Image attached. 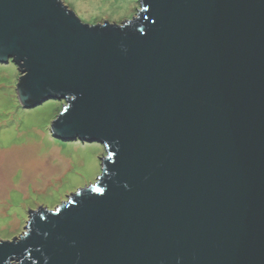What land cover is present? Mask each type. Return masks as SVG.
Returning a JSON list of instances; mask_svg holds the SVG:
<instances>
[{
	"label": "water",
	"instance_id": "obj_1",
	"mask_svg": "<svg viewBox=\"0 0 264 264\" xmlns=\"http://www.w3.org/2000/svg\"><path fill=\"white\" fill-rule=\"evenodd\" d=\"M138 1L88 24L62 0H0L19 104L63 100L51 134L105 150L0 264H264V0Z\"/></svg>",
	"mask_w": 264,
	"mask_h": 264
},
{
	"label": "rangeland",
	"instance_id": "obj_2",
	"mask_svg": "<svg viewBox=\"0 0 264 264\" xmlns=\"http://www.w3.org/2000/svg\"><path fill=\"white\" fill-rule=\"evenodd\" d=\"M88 24H120L132 19L138 0H62ZM19 71L0 63V240L23 234L28 211L49 210L101 173L104 147L79 139H56L50 124L64 101L48 99L23 108L17 99Z\"/></svg>",
	"mask_w": 264,
	"mask_h": 264
}]
</instances>
